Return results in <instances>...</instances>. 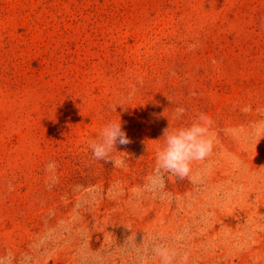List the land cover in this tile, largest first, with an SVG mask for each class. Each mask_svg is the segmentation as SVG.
I'll list each match as a JSON object with an SVG mask.
<instances>
[{"label": "rangeland", "instance_id": "1", "mask_svg": "<svg viewBox=\"0 0 264 264\" xmlns=\"http://www.w3.org/2000/svg\"><path fill=\"white\" fill-rule=\"evenodd\" d=\"M200 114L211 154L161 189ZM119 120L116 167L88 142ZM165 257L264 264V0H0V264Z\"/></svg>", "mask_w": 264, "mask_h": 264}, {"label": "clouds", "instance_id": "2", "mask_svg": "<svg viewBox=\"0 0 264 264\" xmlns=\"http://www.w3.org/2000/svg\"><path fill=\"white\" fill-rule=\"evenodd\" d=\"M184 112L183 107H177L175 118L179 119ZM211 124L210 117L200 114L190 125L172 131L165 129L164 144L157 150L151 182L163 189L167 174L181 180L191 178L193 164L205 160L213 150V139L209 134ZM117 142L121 145L130 143L126 133L122 130L120 120L118 122L109 121L105 124L99 133V139L89 141L88 146L95 159L111 162L116 167L125 166L122 159H109L110 154L117 152L115 150ZM54 167V162L47 166L48 169ZM164 264H170L168 257H165Z\"/></svg>", "mask_w": 264, "mask_h": 264}]
</instances>
